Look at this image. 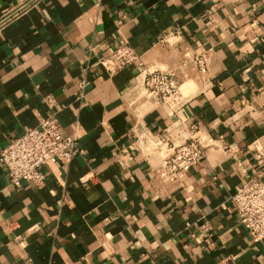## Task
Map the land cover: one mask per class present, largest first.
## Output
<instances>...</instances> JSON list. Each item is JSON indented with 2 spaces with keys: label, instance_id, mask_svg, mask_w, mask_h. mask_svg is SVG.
Listing matches in <instances>:
<instances>
[{
  "label": "crops",
  "instance_id": "1",
  "mask_svg": "<svg viewBox=\"0 0 264 264\" xmlns=\"http://www.w3.org/2000/svg\"><path fill=\"white\" fill-rule=\"evenodd\" d=\"M120 45L141 65L110 74ZM141 70L179 94L146 98ZM52 117L67 163L17 187L0 166V264H264L229 201L264 183V0H0V149ZM190 139L204 158L160 178Z\"/></svg>",
  "mask_w": 264,
  "mask_h": 264
},
{
  "label": "built area",
  "instance_id": "2",
  "mask_svg": "<svg viewBox=\"0 0 264 264\" xmlns=\"http://www.w3.org/2000/svg\"><path fill=\"white\" fill-rule=\"evenodd\" d=\"M202 70L203 59H195ZM101 66L110 74L128 67H140V62L127 45L112 48L100 60ZM141 84L145 97L157 103L167 104L179 94V85L173 73L141 70ZM143 135L137 137L141 143ZM74 146V139L62 134L57 120L43 118L34 128L9 140L0 149V166L7 175L8 186L17 187L22 182L41 183L39 169L56 163H67ZM206 146L199 139L170 145L161 157L158 167L160 178L174 180L180 173L195 167L205 156ZM263 173L249 177L230 197L235 217L245 229L252 243L264 247V183Z\"/></svg>",
  "mask_w": 264,
  "mask_h": 264
}]
</instances>
